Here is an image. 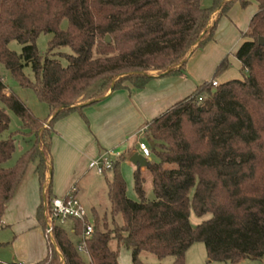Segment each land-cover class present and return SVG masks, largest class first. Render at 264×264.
I'll list each match as a JSON object with an SVG mask.
<instances>
[{"label": "trees", "instance_id": "16d2710c", "mask_svg": "<svg viewBox=\"0 0 264 264\" xmlns=\"http://www.w3.org/2000/svg\"><path fill=\"white\" fill-rule=\"evenodd\" d=\"M254 1L259 11L236 55L243 79L212 85L230 70L226 58L210 82L149 122L144 134L157 160L133 174L137 201L127 196L123 155L107 179L112 228L105 218L94 225L87 218L73 220L74 244L55 226L49 256L39 264H121V249L130 251L132 264H145L144 253L187 264L186 253L196 243L205 245L210 262L264 258V0ZM237 3L245 8L249 0H214L211 8L201 0H0V64L50 110L46 120L37 118L18 95L6 92L0 75V223L34 171L42 200L37 215L46 235L44 214L55 198V124L77 112L86 120L85 108L112 86L114 92H139L156 76H184L192 54L215 40L220 20ZM43 33L52 35L45 56L36 44ZM12 41L22 45L21 54L10 50ZM29 66L34 80L24 73ZM7 110L33 137L13 168L6 167L16 151L14 140L3 138L11 125ZM193 215L201 220L196 226ZM88 226L94 229L85 242L90 263L77 248Z\"/></svg>", "mask_w": 264, "mask_h": 264}, {"label": "crops", "instance_id": "0c3cea01", "mask_svg": "<svg viewBox=\"0 0 264 264\" xmlns=\"http://www.w3.org/2000/svg\"><path fill=\"white\" fill-rule=\"evenodd\" d=\"M259 7L254 0H249L245 8L239 3L233 5L228 16L220 20L215 40L192 54L184 76H156L139 92L131 88L132 91L109 93L103 100L85 108L84 116L89 124L79 112L59 120L54 126L51 146L53 196L63 198L79 180L92 175L94 160L109 150H118L125 156L120 165L122 176L130 180L134 188L131 175L138 169L129 158L138 150L132 147L131 140L145 130L149 122L194 94L202 84L210 82L224 59L231 62V69L216 80L218 84L243 79L236 55L248 40L244 34ZM49 115L50 110L46 118ZM24 184L6 206L0 223L2 264H39L49 256L45 231L37 215L42 204L37 175H32ZM127 196L137 201L136 197ZM119 259L121 264H132L131 253L126 249H121Z\"/></svg>", "mask_w": 264, "mask_h": 264}, {"label": "rangeland", "instance_id": "374dc122", "mask_svg": "<svg viewBox=\"0 0 264 264\" xmlns=\"http://www.w3.org/2000/svg\"><path fill=\"white\" fill-rule=\"evenodd\" d=\"M213 3L214 0H201V6L204 8H211ZM62 27L66 28V23H64ZM51 39H52V35L44 34V33L38 38L36 44L42 56H45L47 54L50 45L49 42L51 41ZM9 45H10L9 48L12 52L14 51L17 54L22 53L23 47L22 45L18 44L16 41H12V43H10ZM62 51L68 54L71 53V50L69 48H63ZM63 65H66L65 60H63ZM229 69H231V62ZM24 73L32 80L35 79V75H33L31 66L25 68ZM215 73L213 74L212 79ZM0 75L3 77L4 83L7 87L6 92L8 94L15 93L16 95H18V97L22 100V102L26 105V107L31 109V111L37 118L44 121L47 115L49 114V106L42 104L37 98L34 91L25 90L21 88L20 85L15 80V78H13V76L10 75L8 70H6V68L2 64H0ZM219 77H217L216 80L219 81ZM7 112L10 116L11 125L9 130L3 134V138L8 140L13 139L16 146V151L14 153L15 155L13 156V158L6 164V167L13 168L16 165L17 161L30 149L32 145L33 137L28 135L27 131L23 128V123L16 116V114H14L10 110H7ZM140 141H146V136L142 131L138 133L136 138L131 140L132 147H134L135 150H137V144L140 143ZM150 159L151 161L154 162H156L157 160V158H155L154 156H152ZM91 171H92L91 173L92 175L87 176L82 181L79 180V182H77L76 185L73 186V188H76L79 191L76 194V198H78V201L79 203H81L85 214H87V221L89 222L90 225H94L96 218L98 217L102 220L105 218L109 226L112 228L113 216L111 213L110 200L109 197L107 196V190H108L107 179L110 180L112 178L114 171L110 169L104 175L101 176L98 174V171L95 167H93ZM32 175H34V171H32L29 174L28 179H30ZM131 176L133 178V174ZM124 181H126L125 178ZM147 181H148L146 185L147 194L153 198L154 196L152 193V180L149 174H147ZM126 182H129L127 183L128 184L127 195L136 197L134 188L131 187V181L129 180ZM198 220L199 219L193 215L191 218V223L194 226H196L195 225L196 222L199 223L201 222V220L200 221ZM116 222L119 226H122L123 225L122 216L116 217ZM74 225L75 222L69 219L65 220V222H59L58 224V226H60L63 230L67 231L72 242L74 244H77L78 238L74 235L73 232ZM80 255L81 258L85 260L86 263H90L89 256L87 253L81 252ZM185 257L187 264H235L230 262L228 263L210 262L209 257H207L206 247L202 243L194 244L190 248V250L186 253ZM141 259L145 264H173L174 262V260L171 258L166 259L164 261H159L154 256L146 253H144V255L141 256ZM237 264H264V258L257 260L255 259L242 260Z\"/></svg>", "mask_w": 264, "mask_h": 264}, {"label": "built area", "instance_id": "2783aa9c", "mask_svg": "<svg viewBox=\"0 0 264 264\" xmlns=\"http://www.w3.org/2000/svg\"><path fill=\"white\" fill-rule=\"evenodd\" d=\"M212 85L215 88L219 86L217 81L213 82ZM142 132L144 133L145 130ZM137 150L140 155H143L147 159H150L152 156V149H150L146 141H140L137 144ZM122 156L123 154L118 150H109L95 159L92 167L97 169L99 175H104L107 171L113 169L114 163L119 161ZM77 192L78 190L76 188H72L63 198H54L51 204H49L44 214L46 216V239L48 241L51 240L52 243L54 242V227L58 226L59 222H65L68 219L80 221L87 218V214H85L81 203L76 198ZM86 229L80 239L81 243L77 246L80 253H87L85 242L91 239L94 233V229L91 226H88ZM56 251L59 252L58 247H56Z\"/></svg>", "mask_w": 264, "mask_h": 264}, {"label": "water", "instance_id": "95a60500", "mask_svg": "<svg viewBox=\"0 0 264 264\" xmlns=\"http://www.w3.org/2000/svg\"><path fill=\"white\" fill-rule=\"evenodd\" d=\"M107 41H110V37L108 36L106 38ZM260 44H264V39L262 38V40L260 41ZM111 91L110 93H113L115 88L112 86L111 87ZM103 100V99H102ZM101 101V100H99ZM98 101V102H99ZM151 159H147L145 158L143 155H140L139 153H134L130 158H129V161L132 165L136 166L138 170H141V169H146L148 168L150 165H149V162H150Z\"/></svg>", "mask_w": 264, "mask_h": 264}]
</instances>
